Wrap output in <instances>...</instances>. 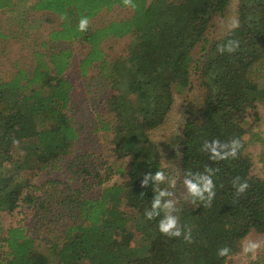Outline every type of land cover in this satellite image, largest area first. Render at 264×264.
I'll use <instances>...</instances> for the list:
<instances>
[{
    "label": "trees",
    "instance_id": "trees-1",
    "mask_svg": "<svg viewBox=\"0 0 264 264\" xmlns=\"http://www.w3.org/2000/svg\"><path fill=\"white\" fill-rule=\"evenodd\" d=\"M230 2L33 4L34 10H48L61 19L50 42L79 41L87 47L78 75L87 76L98 67L110 89L100 100L99 125L92 133L110 134L114 156L130 158V170L126 181L110 184L113 166L102 172L107 162L99 166L89 159L92 154L75 152L86 126L71 114L75 82L67 71L72 48L61 45L50 54L49 64L43 53L36 52L31 72L16 59L17 71L0 83V212L12 213L23 202L36 208L38 223L33 232L22 224L8 229L0 238L8 249L0 252V264H227L252 231L264 233V178L252 174L244 139L248 132L244 124L251 114L259 118L258 103L264 101V86L259 83L264 67V0H241L237 26L210 39ZM11 4L8 0L3 5ZM116 7L129 9L130 15L91 24L93 17ZM85 16L89 23L80 31ZM125 37L132 38L126 53L109 59L104 42ZM229 41L236 42L231 52L226 48ZM177 101L182 102L183 122L175 132L178 154L173 155L152 134L166 126ZM74 154L70 164L78 167L75 174L80 180L84 178L76 187L65 185L57 200L61 207L54 208L49 202L53 193L36 196L43 188L32 185L28 175L50 165L56 168ZM165 160L178 166L181 189L176 198L170 193L160 197L161 207L154 209L152 202L166 184L153 177L158 170L165 171ZM203 176L213 179L216 195L211 199L207 192L203 198L195 195L185 183L202 185ZM244 181L248 188L239 192ZM98 186L101 190L92 193ZM169 201L171 207H163ZM169 216L176 219L179 235L159 231ZM57 217L68 220L60 225L61 236H42L45 224L54 225ZM224 247L230 252L220 256Z\"/></svg>",
    "mask_w": 264,
    "mask_h": 264
},
{
    "label": "rangeland",
    "instance_id": "rangeland-1",
    "mask_svg": "<svg viewBox=\"0 0 264 264\" xmlns=\"http://www.w3.org/2000/svg\"><path fill=\"white\" fill-rule=\"evenodd\" d=\"M8 0H0V83L3 80L11 78L12 74L16 72L17 68L14 64L15 60H21V67H25L28 71L34 68L36 64V52L43 53L42 59L50 63V54L58 51L62 45L64 47H70L73 50V56L71 58V64L67 71V75L73 78L75 82V90L72 97V104L75 107L71 114L76 119L84 124L86 127L83 130L81 139L75 146V152L79 155L84 153L92 154V158L99 166L104 162L107 165L102 167V172H106L107 166L111 165L114 168V172L111 177V183H123L128 178V171L130 170V158L117 159L112 152V145L110 144V134H106L103 131H96L92 133L91 129L98 127L97 113L102 110L100 100L103 96L110 91L107 82L101 80L99 76V68H93L87 76L78 75V64L84 57L87 47L79 41H63L50 42V33L58 29L61 23V19L54 21L53 16L48 10H34L33 4L37 0H12L11 6H5ZM241 0H231L226 16L218 18L216 26L209 33V38H216L222 36L229 29L232 28L233 21L238 22V8ZM2 5V6H1ZM129 9L114 8V10H104L99 16L93 17L91 24L100 25L101 23L113 20L122 19L125 16H129ZM53 16V17H51ZM90 24V25H91ZM131 37H125L115 39L113 41L104 42V48L107 51L109 59L126 53V49L131 42ZM46 46H43V43ZM195 57H198V51L195 50ZM19 66V67H20ZM260 80L259 83L264 86V67L260 68ZM195 80V77H194ZM197 84V81L194 83ZM196 92L194 89L190 94L193 95ZM190 95V97H191ZM101 105V106H100ZM259 118L255 120L253 114L248 117L247 122L244 124L248 132L245 134L246 150L251 156L253 167L252 174L264 178V101L258 103L257 108ZM101 117L106 118L105 114L101 112ZM108 119V118H107ZM183 122V108L182 102L177 101L174 109L170 113V117L166 126L163 129H159L153 132L152 137L159 142L164 150L168 153L178 154L177 146H174L175 132ZM13 153L11 150L9 154ZM18 154V153H17ZM16 154V155H17ZM76 154L67 157V160L61 161L58 167L53 168L50 165L45 170L36 171L30 173L28 177L31 179V184L37 188H43L35 192L36 196H43L53 193L51 202L54 208H60L57 204V200L60 198V192L64 186L71 184L74 187L78 186L84 177L80 180L79 176L75 173L78 167L73 166L71 161L76 157ZM174 160V159H173ZM173 160L164 161L165 174L170 179H174V184H169L165 181V190L170 193L171 197H177L178 191L181 189V174L178 171V166ZM80 167V166H79ZM117 168H121L118 171ZM60 181L59 183H53ZM68 182V183H67ZM102 187H93V192L96 193L101 190ZM31 190V189H30ZM49 193H48V192ZM44 197V196H43ZM60 201V200H59ZM50 203V206H51ZM126 209L128 208L125 205ZM36 208L30 207L29 204L22 202L21 207L12 213L0 212V238H5L8 229L12 226L26 225L28 230L32 232L36 228L38 219L36 217ZM50 217V216H49ZM68 221L66 217L61 219L57 217L56 223L45 224L40 234L48 237L50 234L61 236V223ZM39 228V227H38ZM249 242L258 243L259 247L253 251L245 252L244 248ZM6 244L0 242V252L7 251ZM264 233H258L252 231L243 241L240 251L233 255L227 264H264Z\"/></svg>",
    "mask_w": 264,
    "mask_h": 264
},
{
    "label": "clouds",
    "instance_id": "clouds-1",
    "mask_svg": "<svg viewBox=\"0 0 264 264\" xmlns=\"http://www.w3.org/2000/svg\"><path fill=\"white\" fill-rule=\"evenodd\" d=\"M89 23L88 18L82 17L80 22H79V30L80 31H84L87 28V25ZM238 22L237 21H233L232 23V27L237 26ZM236 44L235 41H229L228 44L226 45V48L229 52L234 50V45ZM225 50V47H221L220 51L223 52ZM236 143V147L240 146V141L235 142ZM204 147H207V142L205 143ZM215 143L212 146V151L215 152ZM235 153V149H233V154ZM219 155V154H217ZM153 179L157 182H164L167 181L169 184H174L175 180L174 179H170L168 175L165 174L164 170H158L155 173V176L153 177ZM203 180L202 185L199 183H193L191 180H186L185 183L187 184L189 190L194 193L197 196H201L203 198V193L207 192L208 193V197L209 199H211L212 197H214L216 195L215 191H214V182L213 179L210 176H203L201 178ZM248 188V183L247 181H244L243 183H241L239 185L238 191L239 192H243L245 189ZM168 195V192L166 190H160L156 196V198L154 199V201L152 202V207L154 209L156 208H160L161 207V200L160 197ZM171 201H169L167 204L163 205V207H171ZM153 213L149 212L147 213V216L150 218L152 217ZM175 224H176V219L169 216L167 218L166 221H162L159 224V231L161 233H167L170 234L171 236H175V235H179L178 231H175ZM259 245L258 243L255 242H249L248 245L244 248L245 252H250L255 250L256 248H258ZM230 252V249L228 247H224L221 248L219 250V255L220 256H227Z\"/></svg>",
    "mask_w": 264,
    "mask_h": 264
}]
</instances>
